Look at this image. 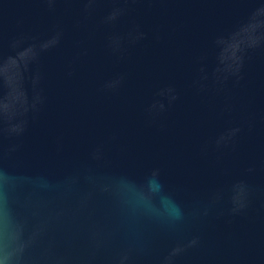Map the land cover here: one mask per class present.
Here are the masks:
<instances>
[{"label": "water", "instance_id": "obj_1", "mask_svg": "<svg viewBox=\"0 0 264 264\" xmlns=\"http://www.w3.org/2000/svg\"><path fill=\"white\" fill-rule=\"evenodd\" d=\"M0 264H264V0H0Z\"/></svg>", "mask_w": 264, "mask_h": 264}]
</instances>
